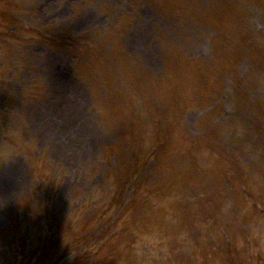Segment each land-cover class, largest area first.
<instances>
[{"label": "rangeland", "instance_id": "obj_1", "mask_svg": "<svg viewBox=\"0 0 264 264\" xmlns=\"http://www.w3.org/2000/svg\"><path fill=\"white\" fill-rule=\"evenodd\" d=\"M117 3L118 0H16V2L11 3V5L17 7V23L20 28L19 35L21 36V40L16 43V46L13 44L9 47L0 45V75L3 70V55L7 50L15 55V64L18 65L21 60H25L26 63L31 64L34 70L29 72L27 68L20 69L18 66H15L13 68L14 78L9 85L4 84L0 80V88H3L11 97L9 110L6 107H4L3 111L1 110L2 114H4L3 116L1 115V119L4 118V122L1 125L0 136L4 138L2 139V144L4 142H8V144L1 149L0 165L10 158H23L25 160L21 155L22 153L29 155V161L26 159L22 166L21 162H19L20 167H18L16 173L9 171L11 166H8L0 172V181H2L0 182V232L5 230V227H8L11 222H13V227L10 229L11 232L14 231V228L18 227L15 211L20 208V215L18 217L20 227L17 230L16 236L19 238V241L28 240L25 250L29 252V255L41 249L44 245V243L37 242L35 239L36 232L38 231L35 226L33 224L29 226V220L40 223V219L36 218L32 220L31 215L28 217L29 212L33 209L40 211L42 208H46L48 205L50 206L54 198L59 194L60 196L56 200V207H60L64 211L62 219L50 218L49 220L45 219V221L59 225L57 232L60 234L62 242L60 249L65 251V255L69 256V260L75 258L85 261L84 264H88L87 262L93 258L94 260L103 261L111 253L114 255L112 264H170V256L172 255L170 250H174L172 240L177 237L179 231L183 230L180 224L173 225L174 229L168 227L171 234H166L163 239H159L154 235L141 234L139 220L142 218V199H140L137 207L135 206L136 208L133 210V213L125 217L121 214L126 207L124 203L126 195L123 196L119 203L113 201L112 206L108 210L106 206H103L104 204L106 205L111 187H115L110 175H116V167H113L111 164H104L103 159L99 156V152L96 151L102 145L108 143L113 131V124L103 118L105 111H108L110 108L112 111L125 115L123 109L127 103H130L136 113L143 116L146 114V111L152 110L151 105L159 103V99L153 95V88L147 86L143 90L144 99L141 104H138L134 100L138 87H132L125 92H120L119 82L114 80L115 91H112L109 88H101L100 82L97 80L95 82L96 89L94 95L93 89L88 85L90 83L89 80L82 74L81 81L77 75L76 70H79V68L76 65L75 54L72 52V55H69L67 52L62 51L61 48L56 49L51 46V44H57L63 38L65 39L67 35H72L73 32L89 33L90 28L81 27L79 25L80 20L88 13H92L93 15L95 14L94 12H97L98 15L96 17L100 20V23H103L105 22V16L103 14H112V10ZM153 5L157 9L164 7L160 3ZM195 5L193 4V9ZM225 5H229L236 14L244 16L245 23L242 26L241 32L233 35L234 52H236V49H238V41L243 42L242 38H245V41H253L255 37L253 30L247 22L250 15L257 24L264 26L261 20L264 16V0H232L228 4H222V6ZM150 7L152 6L150 5ZM254 8H260L263 16L260 13L254 16L252 11ZM128 13L131 15L125 12H119L117 23L133 39L131 41V48L126 47L124 49L125 54L129 57L136 58L141 56V52L147 48L151 38V32L154 31V26L152 25L156 19L153 14L148 19H145L140 11L132 10ZM128 17L130 18L129 20ZM112 22L114 23V21ZM120 22L125 24L121 25ZM85 25L90 26L91 22ZM141 34L146 36L147 41H138ZM25 38H28L27 42H25ZM134 47H136V52H132ZM199 49H202V54L210 51L207 43H202L200 47L197 46L194 48L197 52ZM245 49L251 52V61L247 62L244 59L242 67L244 66L246 70L247 67H250L254 75L258 71L261 77H264V47L251 42L246 44ZM191 54H194V52L191 51ZM51 55L62 57L56 60V65L66 68L65 75L67 78L71 82L79 84L81 89L73 84L74 86H68L69 93L60 95L54 93L56 91L54 88L51 104H49V79L46 76V71L52 66L48 60H52ZM213 61L214 57H212ZM78 64L85 66L83 62H79ZM137 75V72H134L130 79L137 80L140 85L144 79L142 75L139 76L140 78ZM197 75L198 72L193 71L189 73L187 78L181 79V76L175 74L174 85L176 89H179L178 92L180 93L185 86L184 84H189L193 80V77ZM118 79L120 81L122 80L121 77H118ZM33 80L36 82H32ZM57 81L58 77L54 79V84ZM263 83L264 80L256 84H251L249 89L251 94H249V100L247 102L249 106H252V114L255 117L253 122L249 124L253 125L250 126V130L253 133L259 134L264 139L263 134L257 131L255 132V130L264 129V98L258 101L256 99L260 98V95L257 98L254 97L256 91H261ZM173 86L170 87V83L166 85L167 88L170 87L168 92L172 90ZM56 87L61 89L60 85H56ZM77 89L79 93H77ZM243 90L245 91L244 86ZM214 96L216 95L214 94ZM223 97L233 101L235 99L246 101L243 95L237 94L234 91L230 92L227 87H222V92L218 96V100L221 103H223ZM185 98L187 97L184 95L183 99ZM6 100L7 95L1 94L0 105H3ZM187 101L190 102V98ZM78 102H84L83 112L85 114L86 110L90 112L89 119H91L92 125L90 126L92 127V131L87 125H83V127L90 134L91 140H94V148L92 149V155L85 154L83 157H80V154L77 157L67 152L66 145L62 146L58 155L62 157L65 164L70 169L75 168L71 166L72 164L79 165L83 169L79 172L77 178H71L69 173H67L66 177L61 178L58 176L57 182L55 183L51 180L54 171L52 170V163L49 162L50 140L55 141L56 139L53 135L59 131L61 132L63 128L61 125H54L52 122L56 120L57 123H60L59 120L67 117L70 113V108L74 104H78ZM40 105L41 109H33V107ZM162 107L165 109L168 107V104ZM27 108H31L30 113L34 122L37 125H43L47 128L43 136L45 144H39L43 141L29 127L26 119ZM72 112L78 114V112ZM79 113L82 115L80 118L82 119L83 117L84 119V113ZM170 125H180L175 130V134L179 138V146L174 150L172 157L158 163L156 166L155 172L159 174L160 180L158 185L161 195H166L170 192L171 180L174 181L172 178L175 174L179 179L178 186L180 187V192H182L186 187V181L190 174L193 171H198V168L193 165L194 154L187 144V137L179 133L203 132L208 142L212 145H218L221 143L223 131L228 126L238 135L242 131L232 123L226 125L223 122L220 106L209 121H202L200 111L193 110L189 111L182 119H173ZM259 125H263V128ZM95 153L96 156H94ZM4 155H8L5 161L3 160ZM71 157H74V159H71ZM126 164L135 167L138 166V164H134L131 161H127ZM16 181L18 184L17 189L13 186ZM41 183H44L42 189L45 190L46 186H48L51 193L48 202L43 200L42 195L34 192ZM19 184H21L20 187ZM5 193L9 194L8 199H5ZM62 194L63 197H61ZM35 198H39L42 206L39 202L33 203L32 199ZM93 199H95L94 202L92 201ZM176 199L173 198L172 200L175 201ZM91 208H102L103 211L95 212L90 210ZM117 219H119V226L122 227L123 232L115 234L108 232L110 225L113 224L115 228L117 223L115 221ZM87 222L90 223L88 226H86ZM26 227L28 228V237L24 239L23 233L26 232L24 230ZM132 228H134L133 231H128V229ZM189 231L191 235H194V231ZM7 235L4 238L0 237V258L3 257L6 264H12L10 253H13V259L19 260L21 252L10 251L11 247L6 239ZM109 236L112 237L107 241L100 240V238L103 239ZM60 239H57V242H60ZM90 243L99 246L100 249L93 251L92 249L90 251L82 249ZM134 244L135 247L133 246ZM178 249L176 247L174 251L176 257L179 255ZM176 257L174 255L172 256L171 264H198L191 263L188 259L183 258L177 260ZM38 259V256L33 253V260L36 261ZM0 264H2L1 259ZM223 264L233 263L231 260H225Z\"/></svg>", "mask_w": 264, "mask_h": 264}, {"label": "bare ground", "instance_id": "obj_2", "mask_svg": "<svg viewBox=\"0 0 264 264\" xmlns=\"http://www.w3.org/2000/svg\"><path fill=\"white\" fill-rule=\"evenodd\" d=\"M77 118V117H76Z\"/></svg>", "mask_w": 264, "mask_h": 264}]
</instances>
